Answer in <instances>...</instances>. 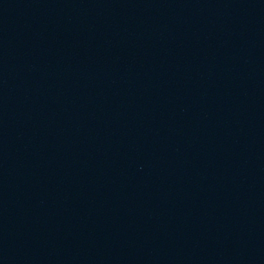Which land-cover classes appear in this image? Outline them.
<instances>
[{"label": "water", "instance_id": "95a60500", "mask_svg": "<svg viewBox=\"0 0 264 264\" xmlns=\"http://www.w3.org/2000/svg\"><path fill=\"white\" fill-rule=\"evenodd\" d=\"M264 125V0H129Z\"/></svg>", "mask_w": 264, "mask_h": 264}]
</instances>
